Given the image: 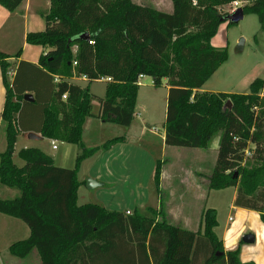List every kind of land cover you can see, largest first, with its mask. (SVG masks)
I'll use <instances>...</instances> for the list:
<instances>
[{
	"label": "trees",
	"instance_id": "1",
	"mask_svg": "<svg viewBox=\"0 0 264 264\" xmlns=\"http://www.w3.org/2000/svg\"><path fill=\"white\" fill-rule=\"evenodd\" d=\"M21 1L0 0V4L13 11ZM232 1L172 0L173 10L166 11L133 0H50L43 14L44 29L29 31L25 37L27 43L47 50L37 63H21L48 80L57 76L58 81L48 95L30 89L33 100L24 98L26 89L17 78H10L12 63L0 51L6 89L0 185L19 191L12 198H0V212L29 227L26 238L10 244L11 254L25 257L36 249L39 264H255L242 261L239 248L225 249L216 231L215 207L204 208L202 227L194 231L171 223L162 203L159 208L135 207L129 214L99 202L77 203L82 160L125 139L116 135L100 145L84 144L83 123L93 114L92 100L99 101L101 118L129 126L138 76L145 74L155 85L164 79L169 85L166 144L207 149L220 133L208 187H236L235 205L259 211L264 221V76L256 77L246 92L199 90L229 57L228 47L215 46L211 39L223 21L236 23L225 19L232 13L228 9ZM241 1L245 14H257L264 27V0ZM82 32L88 39L80 37ZM73 75H85L88 84L70 82ZM101 77L111 79L98 98L89 91V82ZM27 105L39 114L37 130L43 136L77 145L73 167L54 164L38 148L18 151L21 166L13 161L17 134L27 128L21 117ZM162 170L163 160L158 159L153 173L158 193Z\"/></svg>",
	"mask_w": 264,
	"mask_h": 264
},
{
	"label": "crops",
	"instance_id": "2",
	"mask_svg": "<svg viewBox=\"0 0 264 264\" xmlns=\"http://www.w3.org/2000/svg\"><path fill=\"white\" fill-rule=\"evenodd\" d=\"M49 6L50 0H22L13 11H10L0 4V51L8 54V59L12 63L11 70L8 72L10 78H17L19 86L25 88V93H30L33 99V92L30 89L38 88L40 93L44 91L48 95L50 91H55L56 87L54 84L58 81L57 76H54L53 80H48L46 76L42 75L31 65L21 63V61L37 63L40 54L45 53L47 50L41 45L27 43L25 37L29 31L44 29L43 14L48 11ZM218 38L216 39L217 41L213 39L212 42L211 40V43L215 46H224L226 41ZM17 51H20V53L15 56ZM229 56V59L219 66L199 90L238 92L234 91V88H229L230 84L228 83L227 85L220 78V71L231 59V55ZM147 76L150 75L142 74V76H138V92L140 86L157 87L162 86L165 82L167 99L169 91L167 79H164L161 85H155L152 76H150V83L144 81ZM68 80L80 86L88 84L87 77L84 75H73ZM101 81L104 82L101 89L102 92L94 91L92 85ZM107 81L106 78H97L90 81L89 91L98 98L103 97ZM5 93L6 89L2 82L0 70V152L6 147V121L1 115ZM62 98L64 99L65 97L62 96ZM96 100L93 99L91 103V112L93 114L86 116L83 123L82 140L87 147L100 145L106 139L113 137L97 138L103 132L104 119L97 114L99 101ZM95 104L96 107H94ZM37 116L39 114L34 112L33 107L30 105L25 106L21 117L27 128L25 127L26 129H21L18 132L14 144V152L18 154V151L22 148H38L50 155L54 164L70 167L74 163L78 152L77 145L61 139L43 136L37 130ZM165 122L162 126L149 122L145 114V107L136 100L132 123L126 126L127 129H124L126 131L123 134H120L125 135V139L113 144L106 150L99 148L92 155L82 160L78 169V178L83 182H81L77 190V203L81 187L86 185V177H92L101 182V184L93 188H100L95 192V196L99 198H97L98 202L106 208L121 210L125 213L126 210H129V213H131L135 207L140 210H145L148 206L159 208L162 203L166 216L169 217L171 223L198 231L202 227V212L207 207L206 203L211 195L208 183L209 175L213 171L215 163L213 161V164H211L208 153L201 151L198 147H179L174 149L182 156L193 159V165L174 163L168 154V151L174 145H168L165 142ZM29 133H32L33 136H30ZM51 139H56L57 146L55 148L52 147ZM96 156L95 165L91 164L87 168L84 167L86 160ZM158 159L163 160L160 193L155 188L154 190L150 188L153 185V173ZM5 193H8L9 196H1ZM17 194L15 191H8V189H4L0 185V198H12ZM232 195V200L234 201L237 195L236 187ZM196 206L197 212H194ZM233 207L236 206L233 205ZM238 208L247 209L240 206ZM244 212L256 214L258 217H253V220L250 217H246L241 227L239 225L234 228L233 225L231 228V222L235 224L236 218L230 215L228 224L226 223L223 232H219L217 229L216 231L223 240L226 250L239 248L242 261L264 264V221L257 211L247 209ZM2 214L0 212V251H7L11 254L9 251L10 244L16 240L26 238L29 235V227L22 220L23 223H21L18 218L16 220L13 217H3L5 215ZM177 217H184L185 220L183 221L182 218L177 219ZM192 217H198L197 226L194 225L195 220ZM230 217H233L232 220H230ZM247 233L254 235L253 241L247 242L243 239V236ZM32 250L37 253L36 249ZM37 256L39 259L37 264H39L40 257L38 253Z\"/></svg>",
	"mask_w": 264,
	"mask_h": 264
},
{
	"label": "rangeland",
	"instance_id": "3",
	"mask_svg": "<svg viewBox=\"0 0 264 264\" xmlns=\"http://www.w3.org/2000/svg\"><path fill=\"white\" fill-rule=\"evenodd\" d=\"M133 1L144 3L151 6H156L157 8L166 11H171L173 9L172 0H133ZM242 5H244V3ZM218 37L226 41L224 46L228 47L229 55H231V59L226 63L224 68H222V70L220 71L221 80L224 81L227 85L229 83L230 84L229 88H234L233 89L234 91H238V92L248 91L250 83L256 77L264 76V27L261 26L257 14H255L254 12H248L244 15L243 19L233 24H229L227 21H223L219 25L215 35L212 37L211 39L212 42L213 39L216 40ZM242 37L245 39L244 47L242 50H236L237 43ZM144 81L150 83L151 77L147 76L144 79ZM231 81L232 83H230ZM103 85H104L103 81L96 82L94 85H92L93 90L97 92H102L101 89ZM164 85H166L165 82L163 83L162 86H157V87L147 86V85L140 86L137 97V102L145 107V114L147 115V120L149 122H153L157 124L158 126H162L164 124L166 117L167 92ZM231 86H235V87H231ZM261 95H264V90L261 92ZM94 107H96V104L94 105ZM103 121H104L102 127L103 132L97 138H105L106 136L120 135L123 134L124 131H126L124 130L126 128V126L124 125L111 123L106 119H104ZM219 138H220V133H217L213 138L209 148L207 149L198 148L201 151H206L208 153L209 155L208 157L211 164H213V161L214 163H216ZM173 147H177V148H173ZM173 147L170 148L168 154L172 158L174 163L188 164V166L193 165V159L191 158L188 159L186 158L187 156L184 157L180 153L174 151V149H178L179 147L182 148H192V147H187V146H173ZM250 154L251 153H247V155ZM96 158L97 156L86 160L84 167L87 168L91 164L95 165L94 162L96 161ZM13 161L18 166H21L23 164V160L15 152L13 155ZM73 165L74 163H72L70 167H72ZM3 187L4 189H8V191L12 190L15 191L16 193L19 192L15 188H9L6 186ZM150 188L154 190L155 188L154 182L152 187ZM99 189H100L99 187H95L91 189L88 188L86 185H83L79 193L78 203L81 204L85 202H98L99 198L95 196V192H97V190ZM234 190H235L234 186H229L222 189H211V195L207 200L206 203L207 207L212 206L218 210L219 224L216 229L219 232H223L226 223L228 224V217L230 215L236 218L235 224L231 222V228L233 227V225L234 228L239 225L241 227L243 225V222L246 220V217H250L251 220L254 219L253 217H258L256 214L244 212V210H247L249 208L247 209L243 208L244 210H242L241 208H238L237 205H235V200L234 201L232 200L233 198L232 194ZM1 196H9V195L8 193H5L2 194ZM233 205H235L236 207H233ZM196 209L197 206L194 208V212L196 211ZM257 212L260 214L259 211ZM2 215H5L3 217H13L6 214H2ZM13 218L18 220L15 217ZM181 218L183 219V221L185 220L184 217H177V219H181ZM192 218L195 220L194 225L197 226L198 217H192ZM19 221L23 223L21 220ZM38 260L39 259L35 250H32V252H30L28 256L22 258L11 255L7 251L6 252L0 251V264H37Z\"/></svg>",
	"mask_w": 264,
	"mask_h": 264
},
{
	"label": "water",
	"instance_id": "4",
	"mask_svg": "<svg viewBox=\"0 0 264 264\" xmlns=\"http://www.w3.org/2000/svg\"><path fill=\"white\" fill-rule=\"evenodd\" d=\"M244 15H245L244 9L242 6H240L235 11L228 14L225 19H227L228 21H232V22L237 23L241 19H243ZM80 37L88 39V34L86 32H82L80 34ZM244 41H245V39L243 37L240 38L239 42L237 43L236 50H242L243 49ZM24 98L29 99V100L33 99L32 95L30 93H25ZM227 104L229 105V107H231V101L230 100L227 102ZM29 135L33 136L32 133H29ZM85 182H86V185L88 188H93L94 186L101 184V182L97 181L96 179H94L92 177H87ZM243 239L247 242H251L254 240V235L252 233H247L246 235L243 236Z\"/></svg>",
	"mask_w": 264,
	"mask_h": 264
},
{
	"label": "built area",
	"instance_id": "5",
	"mask_svg": "<svg viewBox=\"0 0 264 264\" xmlns=\"http://www.w3.org/2000/svg\"><path fill=\"white\" fill-rule=\"evenodd\" d=\"M244 2L241 1V0H234L232 2H230L228 4V9L233 12L235 11L238 7H240ZM89 42H92V40H89ZM74 63H76L74 61ZM85 76V75H84ZM139 76H142V74H140ZM101 78H106L107 80H110L111 78L110 77H101ZM63 97H65L66 95L63 94L62 95ZM51 144H52V147L55 148L57 146V142H56V139H51ZM247 153H251V152H247ZM126 213H129V210H126ZM233 217H230V220H232Z\"/></svg>",
	"mask_w": 264,
	"mask_h": 264
}]
</instances>
